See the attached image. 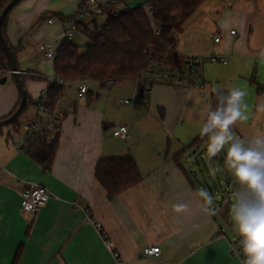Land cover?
Returning <instances> with one entry per match:
<instances>
[{"label":"crops","instance_id":"crops-1","mask_svg":"<svg viewBox=\"0 0 264 264\" xmlns=\"http://www.w3.org/2000/svg\"><path fill=\"white\" fill-rule=\"evenodd\" d=\"M83 1L21 0L4 23L25 77V118L35 116L34 106L47 94L51 79L56 80L42 46L60 48L62 23ZM103 1H116L121 11L148 0ZM182 29L175 49L180 57L215 53L227 59L226 65L200 67L204 97L188 83L158 84L147 105L135 100L123 105L119 100L137 92L135 80L106 88L91 83L94 92L84 84V100L78 98L82 84H69L54 109L61 117L60 133L47 171L15 149L23 145L24 135L22 141H7L8 133L0 132V264H116L112 253L121 264H138L147 247H158L160 253L143 264H241L231 253L241 239L234 217L238 210L264 214V185L258 191L242 186L225 167L224 152L209 158L208 137L201 138L199 129L210 108L212 86H235L247 92L249 118L237 123L233 135L250 139L264 134V0H205ZM229 30L236 31L233 38ZM216 33L218 44L212 42ZM1 79L0 119H7L20 98L11 75ZM120 126L127 135L113 137ZM204 156L215 175L211 187L197 180V171H206ZM124 157L134 161L141 182L108 200L95 180V166L100 159ZM31 186L45 188L50 199L28 223L21 216L19 195ZM200 189L212 195L211 211H205Z\"/></svg>","mask_w":264,"mask_h":264},{"label":"trees","instance_id":"trees-1","mask_svg":"<svg viewBox=\"0 0 264 264\" xmlns=\"http://www.w3.org/2000/svg\"><path fill=\"white\" fill-rule=\"evenodd\" d=\"M10 1L0 0V13ZM204 1L148 0L145 5L118 12L116 6L106 7L102 12L106 16L105 23L82 33L89 42L83 51L72 42L63 43L56 51L52 66L56 80L48 88L45 109L54 111L64 88L69 84L95 83L101 88H106L109 82L114 85L136 81L141 71L152 63L179 65L182 57L175 49L182 34V27ZM145 8L149 9L150 15ZM10 12L1 26L5 40L4 23ZM157 27L161 29L158 35L155 33ZM9 49L15 60L13 50L10 47ZM0 69L10 71V64L1 43ZM23 77L20 75L22 85L25 78ZM209 103L210 107H215L214 93L211 94ZM26 108L27 99L21 115L26 112ZM2 120L4 119H0ZM8 126L12 128L13 133L18 134L21 131V122L18 119ZM48 136L49 134H44L38 140L25 142L23 149L44 171L50 169L58 145L57 135L47 144ZM10 137L11 133L8 132L6 140ZM94 177L105 191L108 200L141 182L136 165L130 157L100 159L95 166Z\"/></svg>","mask_w":264,"mask_h":264},{"label":"built area","instance_id":"built-area-1","mask_svg":"<svg viewBox=\"0 0 264 264\" xmlns=\"http://www.w3.org/2000/svg\"><path fill=\"white\" fill-rule=\"evenodd\" d=\"M109 6H117L116 1H111L105 3L103 0H84L81 6L78 8L77 12L71 17L67 18L62 23V33L64 36V43H71L77 35H82L86 30H94L97 25L96 16L102 14L103 10ZM118 12V10H116ZM147 14L150 15L149 9ZM49 24L51 21L48 22ZM160 27L155 29V33L158 35L160 33ZM236 35L235 30H229L228 36L233 38ZM212 42L218 44L220 42V34L216 33ZM43 59L51 67L53 66L56 51L49 43H44L42 46ZM204 64H227V59L223 57H218L215 53H211L207 56H186L182 57L181 63L176 66L164 65L158 63H152L147 65L139 74L136 79L137 82V92L131 97V99L119 100L120 104L128 105L131 100H135L142 105H147L148 96L154 85H182L185 83L190 84V86L200 93V96L204 97V84L202 76L199 69ZM4 75H11V71H4L0 69V79ZM55 83V79H51L50 85ZM108 87L112 86V83L107 84ZM87 87L82 84L79 89L78 98L80 100L85 99L87 94ZM47 95V94H46ZM46 95L42 97L37 103L35 108L36 114L33 118H25L21 122V132L24 135V142L21 147L16 146L17 151H23L25 148V142L38 140L44 134H49L46 139L48 144L52 137L59 135L60 133V115L55 111H50L45 109L44 103ZM115 138H124L127 135V129L124 126L117 127L112 133ZM20 208L22 218L30 223L36 213L45 207L48 200L50 199V194L45 188L40 186L26 187L20 190ZM246 210V207H243ZM98 228L99 226L96 225ZM238 249L237 247L231 248L232 255H235L233 249ZM160 253L158 247L144 248L139 257L138 264H143L148 257H157ZM116 264H121L119 256L117 253H112ZM240 260L244 257L239 255Z\"/></svg>","mask_w":264,"mask_h":264},{"label":"clouds","instance_id":"clouds-1","mask_svg":"<svg viewBox=\"0 0 264 264\" xmlns=\"http://www.w3.org/2000/svg\"><path fill=\"white\" fill-rule=\"evenodd\" d=\"M215 107L205 114L201 138L208 137L207 154L209 158L224 152L225 167L233 173L236 180L248 190L258 191L264 185V134L250 139H237L233 129L238 122L248 120L246 90L232 86L223 88L213 85ZM264 110V109H262ZM205 204V211H211L212 195L205 189L198 191ZM264 199V194H261ZM183 206H177V211ZM239 236V249H233L237 256L243 252L241 264H264V214L247 215L237 211L234 217Z\"/></svg>","mask_w":264,"mask_h":264},{"label":"water","instance_id":"water-1","mask_svg":"<svg viewBox=\"0 0 264 264\" xmlns=\"http://www.w3.org/2000/svg\"><path fill=\"white\" fill-rule=\"evenodd\" d=\"M21 0H11L1 11L0 13V43L3 47L4 52L6 53V56L8 58L9 64H10V71L13 78V81L16 85V88L19 93V105L16 109V111L7 119H4L0 121V127L8 126L12 124L16 119H18L26 105V93L24 90V87L20 80V72L18 71V68L16 66L15 60L12 56V53L8 47V44L6 40L4 39L2 32H1V26L4 18L7 16V14L20 2ZM5 83V79L0 80V84L3 85Z\"/></svg>","mask_w":264,"mask_h":264},{"label":"rangeland","instance_id":"rangeland-1","mask_svg":"<svg viewBox=\"0 0 264 264\" xmlns=\"http://www.w3.org/2000/svg\"><path fill=\"white\" fill-rule=\"evenodd\" d=\"M147 9L145 8V11ZM98 26H102L105 21H106V16L104 15H99L98 16ZM73 44L78 46L81 51L84 50L85 46L89 44L86 38H84L82 35H77L74 40L72 41ZM89 88L91 89L92 92H94V88H92L91 83H88ZM110 88H108L107 91H109ZM25 116H27V112H24L19 118L18 121L22 122L23 119H25ZM0 132L6 136L8 132L11 133V137H14L15 139L22 141L23 140V133L19 131V133H13L12 128L10 126H3L0 127ZM204 167L206 168V171H197V180L200 184L211 187V182H213L215 175L213 173V169L211 165L207 162L205 156H204Z\"/></svg>","mask_w":264,"mask_h":264}]
</instances>
